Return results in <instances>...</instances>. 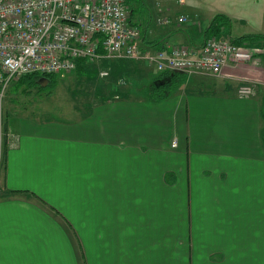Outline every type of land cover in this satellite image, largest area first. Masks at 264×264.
I'll list each match as a JSON object with an SVG mask.
<instances>
[{"label":"crops","instance_id":"crops-1","mask_svg":"<svg viewBox=\"0 0 264 264\" xmlns=\"http://www.w3.org/2000/svg\"><path fill=\"white\" fill-rule=\"evenodd\" d=\"M231 1H133L130 18L144 46L167 50L200 48L220 13L233 39L264 35V0ZM126 61L101 62L109 86L77 119L47 117L39 100L8 107L0 264H264V53L186 73L159 101L132 87L158 70Z\"/></svg>","mask_w":264,"mask_h":264},{"label":"built area","instance_id":"built-area-1","mask_svg":"<svg viewBox=\"0 0 264 264\" xmlns=\"http://www.w3.org/2000/svg\"><path fill=\"white\" fill-rule=\"evenodd\" d=\"M140 37L126 0H0V144L5 91L21 75L66 73L75 70L79 60L118 57L142 60L161 71L218 75L230 62L259 63L264 53V46L238 44L227 36H209L199 49L171 50L142 48ZM254 92L249 83L238 87L241 97Z\"/></svg>","mask_w":264,"mask_h":264},{"label":"rangeland","instance_id":"rangeland-1","mask_svg":"<svg viewBox=\"0 0 264 264\" xmlns=\"http://www.w3.org/2000/svg\"><path fill=\"white\" fill-rule=\"evenodd\" d=\"M202 1L208 5L209 10L218 8V6H216L218 4L223 6H231V4H233V1L231 0H224L221 3L218 2L219 0ZM190 2H194V0H184V4L178 2L181 7L180 9L184 10L187 8ZM203 11L207 13L206 10ZM89 65V71L87 70L88 72L82 74L72 71L56 75L55 78L57 80L53 83V85L40 86L39 77L28 78L25 76L22 80L11 81L4 97L5 120L8 121L6 116L8 107L17 109L21 115H25L27 113L26 106L36 100H39L38 102L40 106L45 105L44 109H48L49 114L46 115L47 117H55L57 119L65 118L68 120L77 119L80 115L84 114L87 102L89 103L93 98L92 92H103L102 87L106 88L109 86V84L106 83L109 78L108 73L104 75L102 74V72H109V69L104 68L101 62H95ZM125 77L126 79H130L128 75ZM143 81L144 80L137 78L134 82H132V87L136 88L135 91L140 95L143 92L141 90V88L144 87ZM22 88H33V90L31 92H23ZM74 108H77V110H74ZM14 118L17 117L13 116V119ZM11 119L12 115L10 116V120ZM3 148L4 144L0 145V154L1 151L3 154ZM2 164V159L0 158V181L3 176Z\"/></svg>","mask_w":264,"mask_h":264},{"label":"trees","instance_id":"trees-1","mask_svg":"<svg viewBox=\"0 0 264 264\" xmlns=\"http://www.w3.org/2000/svg\"><path fill=\"white\" fill-rule=\"evenodd\" d=\"M128 4H131L133 1H139V0H126ZM227 25H230V18L226 16L225 14H217L210 22V24L205 28L206 32L208 35H216V36H222L224 34H229V30L227 29ZM262 38L264 39V35L262 34H257V35H245L244 37H241L238 39L237 42L242 43V42H248L252 41L254 38ZM161 41L160 40H155V42H151L149 45H145V48L152 47L154 49H160ZM142 48H144V45L142 44ZM128 63L133 60L126 59ZM89 63L79 60L77 64V69L76 72L78 73H85L88 72L89 70ZM88 70V71H87ZM185 72H178V71H171V70H166V71H159L157 75L153 76L150 80L145 79L143 81V85L145 88L148 89L149 97L151 100L154 101H159L162 99H166L170 97L174 91L178 88V86L184 81L185 79ZM57 74H47L51 79V82L49 85H53L54 82H56V76ZM26 77H38V74H29L25 75ZM24 76V77H25ZM126 76V75H125ZM130 78V75H128ZM23 78V77H22ZM143 87V88H144ZM6 151V147L5 150Z\"/></svg>","mask_w":264,"mask_h":264},{"label":"water","instance_id":"water-1","mask_svg":"<svg viewBox=\"0 0 264 264\" xmlns=\"http://www.w3.org/2000/svg\"><path fill=\"white\" fill-rule=\"evenodd\" d=\"M50 81H51V79L49 77H47V76H41L39 78V83L42 86H47L50 83Z\"/></svg>","mask_w":264,"mask_h":264}]
</instances>
